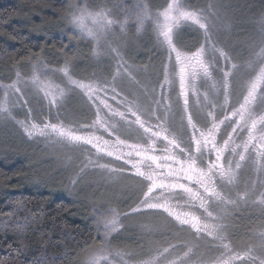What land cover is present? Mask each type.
I'll list each match as a JSON object with an SVG mask.
<instances>
[{"label":"rangeland","instance_id":"obj_1","mask_svg":"<svg viewBox=\"0 0 264 264\" xmlns=\"http://www.w3.org/2000/svg\"><path fill=\"white\" fill-rule=\"evenodd\" d=\"M68 2L69 6L87 3L92 9H95L97 5L106 4L111 9L113 18L123 21L125 13L120 10L122 8L128 9L134 3H144L154 14L167 0H154V2L152 0H69ZM183 2L192 10L209 15L215 25L214 40L218 46L228 52L232 62L241 70L240 76L228 89L229 105L225 107L231 108L241 99L247 81L259 71L260 67L264 66V57L257 56L262 46L260 21L264 19V7L259 9L260 0H183ZM72 10L69 7L67 30L73 38V45L71 44L73 49L71 52L63 53L66 61L61 65H54L52 62L56 58L51 56L49 62L40 58L35 63H31L28 74H21L27 80L33 65L41 63L46 65V70L51 72L48 79L63 90V96H58L60 103L49 109L42 94L30 84H21V92L9 97V109L14 119L0 113V149L24 155L34 177L46 186L61 191L65 196L79 203L93 206L100 242L90 248L82 264H86L87 258L103 247L110 248L113 252H121L127 264H142L143 261L148 260H154V264H172L173 261L175 264L214 262L225 251L219 240L207 235L205 238L201 234H192L189 232L190 225L180 224L163 209H151L143 205L148 182L138 176L133 168V163L140 162L141 158L134 154L129 157V148L126 145L139 144L147 147L152 143L148 140L149 134L135 122L136 116H139L144 126H151L152 131H157L161 127L164 129L159 138H153L155 147L150 154L160 156L165 154L163 149L166 141L163 136L174 137L181 147L187 146L192 132L188 117L190 116L192 122L198 127H203L204 124L208 111L207 102L203 99L205 91H208L209 99H214L218 104L214 110L215 114L218 118H223L219 107L223 104V89L220 92L208 90L207 85L201 87L202 82H197L198 94L189 92L188 104L185 108L178 84L171 79L167 83L164 80L166 56L156 39L151 20L145 21L140 31L136 30L132 20L128 21L126 32L116 31V39L111 43L118 47L120 57L123 58V63L120 64L122 70L117 73L119 60L108 50L104 42L102 41L97 49L90 39L79 36L77 30L69 23ZM213 13L215 15H212ZM175 39L178 46L188 49L202 42L203 36L195 26L185 24L176 30ZM125 64L130 66L127 70L131 72L134 79H130L123 71ZM65 65L68 66L72 80L93 85L105 84L107 90L96 89L92 93L93 98L90 99L83 89L76 87L64 77L60 69H63ZM213 76L219 83L220 76L216 73H213ZM15 79L16 76L9 82L0 81V83L9 84ZM112 87H115L116 93L119 94L115 99L112 98L114 95L111 91ZM53 91L56 89L54 88ZM100 99L105 100L115 111L123 112V118L100 105ZM124 100L131 102V111L125 107ZM98 106L100 107L99 119L108 126H114L110 127V132L100 127H82L90 126L97 120ZM253 109L257 114L264 111L260 107L259 99ZM57 113H59L58 116ZM29 118L37 122L47 119L53 123L59 119L65 126L78 129L81 133L94 132L102 139L108 140L109 149L121 154L122 158L107 156L103 151L98 153L87 145L72 146L39 137L30 139L16 122ZM227 125L228 121H225V124L221 126V135ZM116 136L125 141V144H118L113 148ZM233 138L239 142L236 135ZM217 139L219 140V136ZM126 161L130 162L126 163ZM148 163L149 161L139 163L141 171L147 169ZM99 164H105L108 167L101 168ZM132 176L138 179L139 184H144V187L140 189ZM73 180L76 181L75 184L72 183ZM230 186L236 194L228 196L225 193L224 195L234 203L226 206L208 203L207 207L213 212V217L222 220L223 227L220 231L225 237L224 242L229 245L232 252L243 254L251 249V255L255 258L253 260L245 257L243 260L234 261L233 264H243L249 259L253 261L252 264H260V260L264 259V247H262L264 240L260 236V233L264 231V205L259 202L261 194L264 193V170L252 162L250 155H246L245 161L241 162V167L236 172L233 185ZM161 192V189H154L148 198L167 199L173 211H188L199 217L201 223L206 220L210 222V218L206 217L203 209L198 205L186 204L184 202L186 198L177 197V192L162 194ZM245 192H247L246 196ZM138 195L139 198H137ZM136 198L137 201L131 204ZM125 204H131V206L126 212H121L119 206L124 207ZM109 208L116 209L120 214L122 226L118 231L110 234L107 243H102L104 234L98 229L103 225L97 223V213ZM230 208L232 209L227 214L225 211ZM135 209L139 210L135 211ZM221 212L224 213L221 214ZM126 223L134 227L135 237H132V231L120 235ZM168 232H171L175 239L166 240ZM114 235H117L118 243L122 245L127 242L128 245L125 244L123 248L116 246L112 242ZM133 241L136 242V246ZM180 243L185 246H180ZM133 246L146 254L137 255ZM164 248H168L169 251L163 256L159 255ZM189 248L191 252H188ZM186 252H188L187 255H185ZM111 258L119 264V257Z\"/></svg>","mask_w":264,"mask_h":264},{"label":"snow or ice","instance_id":"obj_2","mask_svg":"<svg viewBox=\"0 0 264 264\" xmlns=\"http://www.w3.org/2000/svg\"><path fill=\"white\" fill-rule=\"evenodd\" d=\"M69 7L73 9L70 13L69 23L77 30L78 35L90 39L97 46V49L103 41L108 50L118 58L117 73L122 70L120 64L123 63V58L120 57L118 47L113 46L111 43L112 40L116 39V31L126 32L129 20L134 21L136 30L140 31L145 21L151 20L156 32V39L164 49V55L166 56L164 80L167 83L171 79L178 84L185 108L188 104L189 92L197 93V82H202L201 87L207 85L208 90L220 92L223 89V104L219 105L223 118L217 117L214 110L218 104L214 99L210 100L208 91H205L203 99L207 102L208 111L204 124L203 127H198L192 122L191 117H188V124L192 132L187 146L181 147L174 137L163 136L164 141H166L163 149L165 154L162 156L150 154L155 147L153 138H159L164 129L161 127L157 131H152L151 126L145 127L140 117L136 116L135 122L139 123L144 132L149 134L148 140L152 143L147 147L139 144L126 145V147L129 148V157L134 154L141 158L140 162L133 163V168L138 176L148 182L145 200L142 202L145 207L163 209L180 224L190 225L196 232L205 233L207 236L219 240L221 247L225 250L224 254L214 262H210V264H233L234 261L243 260L245 257L254 260L251 249L243 254L232 252L229 245L224 242L225 237L220 231L223 227L222 220L213 217V212L209 210L207 204L216 203L217 206H226L234 203L233 200L224 195V189L233 185L236 172L240 169L241 162L245 161L246 155H250L252 162L261 170H264V111L257 114L253 109L258 99L261 109H264V66L260 67L259 71L247 81L244 93L237 105L226 108L225 106L229 105L228 89L231 83L235 82L236 78L240 76L241 70L232 62L228 52L218 46V43L214 40L213 30L215 25L209 15L192 10L183 0H167L160 10L154 14L147 4L134 3L128 9H120L125 13L123 21L114 19L111 9L106 4L97 5L95 9L90 8L87 3L70 5ZM260 23L262 25V46L257 53L258 58L264 57V19ZM185 24L195 26L203 36L202 42H198L197 45L188 49L178 46L175 39L176 30ZM128 67L130 66L125 64L123 71L130 79H134L131 72H128ZM249 67H251V64H249ZM60 71L72 84L83 89L90 99L93 98L92 93L96 89L107 90L105 84L93 85L72 80L67 65ZM213 73L220 76L219 83L214 79ZM50 75L51 72L46 70V65L41 63L33 65L31 75L27 80L17 72L16 79L13 82L9 84L0 83V90H2L0 91V113L7 114L9 118L14 119L9 109V97L21 92V84H30L38 93L42 94L49 109L58 105L60 103L58 96H63V90L48 79ZM54 88L56 91H53ZM111 91L114 94L112 98L115 99L119 94L116 93L115 87H112ZM123 103L127 110L131 111V102L124 100ZM100 105H103L114 115L123 118L124 113L112 109L111 105L107 104L105 100L100 99ZM96 112L97 120L93 121L90 126L83 125L82 127H100L104 128L106 132H110V127L114 126H108L99 119V106ZM58 115L59 113H57ZM133 115H135L134 112ZM225 121H228V125L224 128L223 135H221V126L225 124ZM16 122L30 139L39 137L72 146L87 145L98 153L103 151L107 156H115L116 159L122 158L121 154L109 149L108 140L102 139L94 132L81 133L78 129L65 126L59 119L56 123L47 119L37 122L30 118L17 120ZM234 135L239 138V142L233 138ZM218 136L219 140L217 139ZM118 144H125V141L116 136L113 148ZM174 149L176 151H173ZM143 161H149V163L147 169L141 171L139 163ZM98 166L101 168L108 167L105 164H99ZM75 182V180L72 181L73 184ZM154 189H161V194L178 189L177 197L186 198L184 202L188 205H198L199 208L204 210L206 217L210 218V222L206 220L201 223L199 217L188 211H173L167 199L161 200L158 197L149 199L148 196ZM244 195L246 196L247 192ZM259 202L264 205V193L261 194ZM138 210L135 209V211ZM119 215L116 209L113 208L97 213V223L103 225L102 228L98 229L104 234L102 243H107L110 234L118 231L122 226ZM260 236L264 240V231L260 233ZM168 251V248H164L159 255L163 256ZM188 252H191V248L188 249ZM112 256L120 258L119 264H127L121 252H113L107 247L91 254L87 258L86 264H116V261L111 258ZM142 264H154V260L143 261ZM172 264H175V261ZM260 264H264V259L260 260Z\"/></svg>","mask_w":264,"mask_h":264},{"label":"trees","instance_id":"obj_3","mask_svg":"<svg viewBox=\"0 0 264 264\" xmlns=\"http://www.w3.org/2000/svg\"><path fill=\"white\" fill-rule=\"evenodd\" d=\"M68 1L0 0V81L28 74L40 58H56L54 65L66 61L63 53L73 49ZM131 204L119 209L126 212ZM93 210L37 180L24 155L0 149V264H82L100 242ZM133 229L126 223L120 235L132 231L135 237ZM116 237V246L128 245Z\"/></svg>","mask_w":264,"mask_h":264},{"label":"flooded vegetation","instance_id":"obj_4","mask_svg":"<svg viewBox=\"0 0 264 264\" xmlns=\"http://www.w3.org/2000/svg\"><path fill=\"white\" fill-rule=\"evenodd\" d=\"M133 177V176H132ZM133 179H135L136 180V182L138 183V179H136V178H134L133 177ZM139 184V183H138ZM139 187H140V189H141V187H144V184H142V183H140L139 184ZM158 190V189H157ZM174 192H178L179 190L177 189V190H173ZM227 194L228 196L229 195H235L236 193L234 192V191H232V186H228L227 188H225L224 189V194ZM138 198H139V195H138ZM231 209L232 208H230L229 210H226L225 212L228 214L230 211H231ZM224 212H221V214H223ZM218 217V216H217ZM226 217H228V216H226ZM123 228H124V226H123ZM122 228V229H123ZM190 229H189V232H191L192 234H201L202 235V237H204L206 234L205 233H198V232H196V230L195 229H193V228H191V227H189ZM188 230V229H187ZM172 233L171 232H168L167 233V236H166V240L168 239V240H173V236L171 235ZM205 238H206V236H205ZM175 239V238H174ZM165 240V241H166ZM180 246H185V245H183L182 243H180L179 244ZM215 245V244H214ZM179 246V247H180ZM137 252V255H144V254H146V252H141V251H136ZM245 264H252L253 263V261H251L250 259H249V261L248 262H244ZM243 263V264H244ZM242 264V263H241Z\"/></svg>","mask_w":264,"mask_h":264}]
</instances>
